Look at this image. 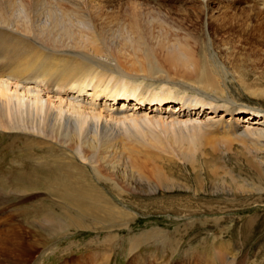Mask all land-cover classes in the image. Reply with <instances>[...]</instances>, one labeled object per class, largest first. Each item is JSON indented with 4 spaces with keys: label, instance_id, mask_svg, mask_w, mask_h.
I'll use <instances>...</instances> for the list:
<instances>
[{
    "label": "bare ground",
    "instance_id": "6f19581e",
    "mask_svg": "<svg viewBox=\"0 0 264 264\" xmlns=\"http://www.w3.org/2000/svg\"><path fill=\"white\" fill-rule=\"evenodd\" d=\"M91 5L0 0V139L23 147L11 180L0 174V193L39 190L57 199L41 218L47 231L96 230L129 219L128 205L142 202L131 194L181 189L164 163L198 171L201 158L249 143L264 167V112L228 99L212 62L201 65L190 52L189 33L171 27L169 35L162 26L154 34L140 14L113 18ZM176 70L194 78L176 81ZM179 82L191 95L175 93ZM250 94L261 98L264 89ZM257 116L259 124H246ZM217 162L209 165L213 174L226 169Z\"/></svg>",
    "mask_w": 264,
    "mask_h": 264
},
{
    "label": "rangeland",
    "instance_id": "374dc122",
    "mask_svg": "<svg viewBox=\"0 0 264 264\" xmlns=\"http://www.w3.org/2000/svg\"><path fill=\"white\" fill-rule=\"evenodd\" d=\"M97 5L108 8L113 18L140 14L151 22L154 34L164 31L162 26L169 35L171 27L189 33L190 52L201 65L204 59L212 62L231 94L228 99L258 115L264 112V96L250 94L264 89V0H92L90 9ZM228 66L240 73L237 78L248 84L247 90ZM174 74L176 81L194 78L183 70ZM181 89L179 82L175 93L191 95ZM261 121L257 116L246 124ZM0 140V174L11 180L10 170L21 163L17 156L23 147L7 137ZM249 145H235L222 158H201L198 171L188 163H164L184 188L131 194L144 204L128 205L129 219L114 228L83 230L65 224L63 233L50 232L41 218L57 199L39 190L0 193V264H264V167H258L252 157L261 155L249 153ZM209 161L227 164L226 169L213 174ZM223 180L225 188L214 186Z\"/></svg>",
    "mask_w": 264,
    "mask_h": 264
}]
</instances>
